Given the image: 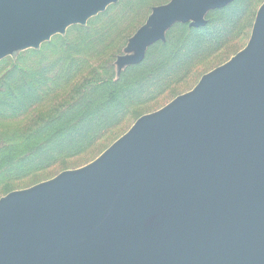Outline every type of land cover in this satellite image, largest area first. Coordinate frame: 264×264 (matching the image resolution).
<instances>
[{
    "label": "water",
    "instance_id": "obj_1",
    "mask_svg": "<svg viewBox=\"0 0 264 264\" xmlns=\"http://www.w3.org/2000/svg\"><path fill=\"white\" fill-rule=\"evenodd\" d=\"M118 0H0V60ZM234 0L153 7L116 58ZM0 264H264V1L246 45L91 162L0 198Z\"/></svg>",
    "mask_w": 264,
    "mask_h": 264
},
{
    "label": "trees",
    "instance_id": "obj_2",
    "mask_svg": "<svg viewBox=\"0 0 264 264\" xmlns=\"http://www.w3.org/2000/svg\"><path fill=\"white\" fill-rule=\"evenodd\" d=\"M155 1L119 0L85 26L0 62V197L94 160L109 145L101 141L143 115L152 94L244 39L255 14L252 0H235L210 12L205 27L176 24L116 79L115 57Z\"/></svg>",
    "mask_w": 264,
    "mask_h": 264
},
{
    "label": "rangeland",
    "instance_id": "obj_3",
    "mask_svg": "<svg viewBox=\"0 0 264 264\" xmlns=\"http://www.w3.org/2000/svg\"><path fill=\"white\" fill-rule=\"evenodd\" d=\"M170 0H156L155 1V5H153L152 7L149 8V10H143V16L140 17L138 20H136L135 22H133L132 24V29H131V33H130V36L126 39L124 45L121 47V51H120V54H118L116 57H115V60H114V70H115V75H116V79L120 77L121 73H123L127 68L131 67V66H136V65H131V66H128L126 68H124L119 74H117V71H116V65H115V62H116V58L119 56V55H122L124 54V48L126 47L127 45V42L128 40L133 36V34L141 27L145 24L148 16L150 15L151 13V9L153 7H157V6H161V5H157V4H166V2L168 3ZM235 1V0H234ZM233 1V2H234ZM261 1L263 2L264 0H252V8H253V11H254V18H255V15H256V12H257V9L259 8V6L262 4ZM119 0L117 1L116 4H118ZM232 2V3H233ZM231 3V4H232ZM261 3V4H260ZM116 4H113V5H116ZM229 4V5H231ZM228 5V6H229ZM109 7V6H108ZM227 7V6H226ZM107 9V8H106ZM105 9V11H106ZM223 9V8H222ZM104 11V12H105ZM214 11V10H213ZM104 12L100 13V14H103ZM212 12V11H210ZM208 12L206 15H205V21H206V24L205 26L208 24V19H207V15L210 13ZM99 15V14H98ZM97 16V15H96ZM254 18H253V21H254ZM92 19V18H91ZM90 20V19H89ZM88 20V21H89ZM87 21V22H88ZM253 21H252V25H253ZM87 24V23H86ZM176 24H181V23H176ZM174 24V25H176ZM173 25V26H174ZM188 25V24H187ZM252 25L250 27V30L248 31V34L247 36L238 41L236 40L235 42L233 43H230L228 44L227 46L223 47L222 49H218V50H215V51H212L210 52V54L207 56V58L205 60H202V64L200 65L199 64V67L195 70L194 74H192L189 78L185 79L184 82L182 83H178V84H175V83H169L168 86L165 88V92L162 93V94H158L157 95V92H155L154 94H152V96L150 98H152V100H149L145 102V105L143 104V106H141L142 108V114L143 115H146V114H149V113H152V112H155L157 110H159L160 108L164 107L166 104H168L170 101H172L174 98H176L177 96L181 95V94H184L186 92H188L189 90H191L196 84L197 82L199 81V79L206 73H208L209 71L213 70L214 68L224 64L225 62H227L232 56H234L236 53H238L247 43L248 39H249V36H250V32H251V29H252ZM85 26V25H84ZM172 26V27H173ZM203 26V27H205ZM73 27V26H72ZM83 27V26H82ZM171 27V28H172ZM189 27V26H188ZM71 27H69L66 32L70 29ZM170 28V29H171ZM169 29V30H170ZM168 30V31H169ZM168 31L166 32L165 34V40H166V35L168 33ZM65 32V34H66ZM65 34L63 35H59V36H64ZM53 38V37H52ZM51 38V39H52ZM50 39V40H51ZM50 40L48 42H50ZM46 42V43H48ZM161 42V41H159ZM165 42V41H164ZM163 43V42H162ZM45 44V43H44ZM156 44V43H155ZM43 45V44H42ZM154 45V44H153ZM153 45H151L150 47H152ZM41 47V46H40ZM146 50V53H145V56H144V59L147 55V52L149 50V48ZM38 50V49H37ZM28 51V50H27ZM23 52H26V51H23ZM23 52H19V53H23ZM8 58V57H7ZM6 59V58H5ZM144 59L140 62L142 63L144 61ZM4 59L0 60L3 61ZM139 63V64H140ZM137 64V65H139ZM176 90V91H175ZM164 91V90H162ZM141 115V116H143ZM140 116V117H141ZM137 120V119H136ZM135 122V121H134ZM133 122V123H134ZM133 123H130L126 129L122 130L120 133H117L114 137L112 136V138H107L103 141H101L100 145L102 146V148L106 145H108V147L111 145V143H113V140L116 141L119 137H121L131 126ZM107 147V148H108ZM106 148V149H107ZM105 149V150H106ZM97 151V150H96ZM96 152H94L95 154ZM102 153V152H101ZM100 153V154H101ZM97 154V153H96ZM99 154V155H100ZM98 155V156H99ZM95 156V155H94ZM97 157V156H96ZM59 174V173H58ZM5 196V195H4ZM3 197V196H1ZM0 197V198H1Z\"/></svg>",
    "mask_w": 264,
    "mask_h": 264
}]
</instances>
